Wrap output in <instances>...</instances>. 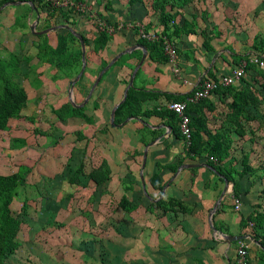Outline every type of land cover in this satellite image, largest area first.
I'll list each match as a JSON object with an SVG mask.
<instances>
[{"label":"crops","instance_id":"crops-1","mask_svg":"<svg viewBox=\"0 0 264 264\" xmlns=\"http://www.w3.org/2000/svg\"><path fill=\"white\" fill-rule=\"evenodd\" d=\"M70 1L87 5L91 16L110 25H123V30L109 34V39L101 45L93 20L71 9L55 8L43 0H33L32 5L13 0L0 10V48L22 59L21 87L26 100L39 95L62 96L67 88L69 91V81L79 73L81 60L80 66L73 57L70 68H57L37 58L43 42L53 49L56 36H65L67 32L77 33L86 40L84 70L71 90L75 106L86 98L102 62L107 64L120 52L141 45L137 35L140 28L174 44L179 69L176 76L172 63L156 61L157 57H150L145 49V58L132 81L134 96L140 99V111L167 109L172 100L162 94L183 96L186 101L203 79L229 74L240 63L238 56L249 61L264 55V42H254V34L233 30V0ZM160 11L171 16L166 29L159 21ZM183 23L194 33L178 31ZM24 28L30 32L27 36ZM203 42L209 49L203 47ZM78 49L79 42L75 46L73 42L67 43L68 52ZM135 50L141 56V50L132 51ZM138 61L134 56L111 65L85 104L73 107L80 109L77 117L57 118L44 124L67 126L70 147L60 160L56 173L60 177L50 179V183L38 180L32 183L33 188L59 190L65 184L85 192V210L76 213L90 227L96 224L98 230L80 233L85 237H80L76 244L72 242L79 250L77 264H236L237 241H228L233 236H245L240 241L250 245L245 264H264V249L253 242L250 223L257 215L264 214V152L255 150L253 140L256 134L264 137V102L261 106L262 101L254 93V87L260 86L264 77L251 69L244 72L246 78L231 86L244 87L253 97L251 102H243V116L236 124L229 119L231 95L226 92H214L198 105L186 104L187 114L196 125L220 135L224 157L219 165L232 170V177L233 172L242 170V162L250 168L237 179L240 208L234 211L232 183L224 185V179L204 164V158L189 159L185 155V142L175 137L170 127L177 128L176 123L137 114L110 125L111 112L122 99L125 82ZM152 92L161 95L142 98ZM64 103L52 105L51 111L62 109ZM187 164L196 167L181 169L175 175L168 168L176 167V171ZM78 167L76 182L70 183ZM65 168L68 173H64ZM32 172L35 174L30 168L27 175ZM154 175L160 189L151 184ZM122 197L128 210L119 207ZM23 201L27 209L22 217L25 221L20 222L16 234L19 245L4 264H75L44 253L34 241L37 232L48 222L47 209L52 207L54 212L59 200L38 198L30 213L28 201ZM256 230L264 236V226Z\"/></svg>","mask_w":264,"mask_h":264},{"label":"rangeland","instance_id":"rangeland-1","mask_svg":"<svg viewBox=\"0 0 264 264\" xmlns=\"http://www.w3.org/2000/svg\"><path fill=\"white\" fill-rule=\"evenodd\" d=\"M85 6L87 7V5ZM56 13L60 14V12ZM49 14L51 16L54 15L52 12ZM85 14L86 16L90 15L89 13ZM70 22L74 23L73 21ZM52 24L54 25L56 23L53 22ZM233 30L238 33L248 32L249 34H254V42L263 43L264 0H233ZM24 31L25 36L30 33L27 28H24ZM66 37L68 42L74 43V46L75 42H78L72 34L71 36L66 34ZM10 56L12 54H8L2 47L0 48V61L9 62ZM13 57L15 59L12 61L14 62L16 60L19 70L18 74L14 75V80L19 86H22L24 80L22 78L21 68L24 64L21 62L22 59L16 55L13 54ZM257 71H263V69H257ZM243 77L246 78L245 74ZM259 85L254 87V93L256 94L257 100L262 101L260 103L262 106L264 102V81L260 80ZM1 90L2 87L0 86ZM67 92L68 88L62 96L52 94L43 98L39 95L38 97H33L32 100H24L19 103L18 113L9 118L6 129L0 131V175L16 172L19 165L26 166L29 169L33 168L35 174L32 172L30 175H27L25 183L17 189V196L9 206L10 213L23 222L25 218H21L19 213V208L23 200L28 201L29 213L33 210L34 202L38 198L59 200L56 205L57 213L56 210L53 212L52 207L47 209L48 222L44 223L42 230L37 232L34 241L39 244V247L44 249V253L51 254L55 259H64L77 264L79 262V250L74 245L72 246V242L76 244V241L81 239L80 237H85L84 235H80V233L98 231L96 224L90 227L83 217L76 213L77 211L85 210V192H78L73 187L61 183L58 185L60 186L61 184L59 190H43V188L38 190L33 188L34 185L32 184L38 180L41 183H46L47 181L50 183V179L54 180L60 177L56 173L60 169V160H63L69 152L70 144L67 136L70 133L66 132L68 127L65 125L47 126L44 124H48L54 119H57L51 111V108H53L52 105L56 107L63 101L65 102L64 105L71 106V102L75 104V100L73 98L69 99ZM36 132H43L45 135L39 136ZM262 134H264L263 131ZM14 139L24 140L23 145L19 141H13ZM63 139L64 141H62ZM253 140L255 141V150L264 152V137L261 134H256ZM65 171L67 173L69 172L68 169L64 170V173ZM66 200H68V207H64ZM53 216H55V220L52 219ZM61 225L62 227L60 228ZM75 237L77 238L75 239Z\"/></svg>","mask_w":264,"mask_h":264},{"label":"trees","instance_id":"trees-1","mask_svg":"<svg viewBox=\"0 0 264 264\" xmlns=\"http://www.w3.org/2000/svg\"><path fill=\"white\" fill-rule=\"evenodd\" d=\"M13 0H0V5L4 3L12 2ZM17 1H28L31 5L33 0H17ZM138 1V0H130V3ZM158 1V0H155ZM70 12V11H69ZM171 16L166 14L165 12L160 11L159 21L163 26V29H166V24L171 21ZM187 24L183 23L178 31L182 33H194L193 30L186 28ZM99 35V43L101 45L105 44V42L109 39V34L104 31H98ZM68 36H71L70 32L66 33ZM201 35L203 33L201 32ZM84 45L86 44V40L82 38ZM67 43L68 39L65 36H56V46L55 48H50L47 46L46 42H43L41 47L39 48V52L37 53V58L41 63L53 64L57 68L68 67L72 65L71 59L76 57L78 59V66H80V50H75L68 52L67 51ZM146 51L149 53L150 57H157L156 61L164 62L167 58L162 54L160 43L155 42H147L141 39L139 42ZM203 47L209 49L207 43L203 42ZM136 56L139 60L140 52L135 50L128 54L122 55L119 59L114 62L112 65L118 63L120 60L129 59ZM9 62L0 61V86L2 90L0 91V131H3L7 127V121L9 118L15 116L19 111V103L26 100L25 93L21 86H19L14 80V75L18 74L19 70L17 68L16 60L13 62L15 58L10 56ZM237 59L239 62L244 61L246 63L245 71L248 70H256L259 69L251 64L245 56H238ZM106 65V63L102 62L101 69ZM260 70V69H259ZM262 70V69H261ZM262 77H264V69L263 71H257ZM77 72H75V75ZM70 77V76H69ZM209 78V77H207ZM242 78L240 79V81ZM127 82H125V85ZM247 86V84H245ZM193 92V91H192ZM191 92V94H192ZM214 92H226L231 95V102L229 104V109L231 110V114L229 119L233 120V124H236L237 120L243 116V102L249 101L251 102L253 97L249 93V90L244 89V87L233 88L229 87H221L218 86ZM213 92V93H214ZM134 88L131 87L128 89L126 97L124 101L118 105L114 111L113 124L121 123L127 117H134L137 114H140L144 117L148 116H156L160 119H164L167 122H174L177 124V128H173L170 125L171 130L173 131L175 137L183 138L180 136L178 130V118L177 116L167 109H153L149 111H140V99L134 96ZM190 94V95H191ZM161 94L159 93H148L142 95V98H156ZM166 99L172 100L171 102H184L185 97L183 96H173L162 94ZM199 101L196 104L198 105ZM52 113L58 119H64L68 117H77L80 114V109L73 108L70 105H66L62 109L53 110ZM185 113L187 114V109H185ZM188 115V114H187ZM190 119V118H189ZM196 122L190 119L189 128L190 135L188 142L186 144L185 155L192 159V157L196 158H204V164H206L213 172L219 176H221L226 183H232V195L238 196V187H237V179L240 178L245 172L249 171V166H247L244 162H242V170L240 172H233V177L231 176L230 169H225L219 165V162L223 159L224 153L221 152L220 147V135L217 133H211L203 128V126L196 125ZM169 125V123H168ZM39 136H44L43 132H36ZM205 139L202 138V135ZM184 141V140H183ZM21 144L23 145L22 141ZM209 158L214 159L215 161H210ZM157 167H160L157 165ZM168 168L174 173L175 168L173 166H168ZM29 168L26 166H19L17 171L13 174L9 175H0V264H4L6 259L11 256L14 251L17 249L19 242L16 239V234L19 230L20 220L16 217L12 216L10 213V204L13 199L17 196V189L21 187L25 183L26 175L29 173ZM80 173V167L76 168L70 178V183H75V178ZM92 177V176H90ZM151 184L155 189H160L161 186L158 183V178L154 175L151 179ZM119 207L122 209H127L128 206L125 205L124 197L121 198L119 202ZM26 203L23 201L19 208L20 217H24L26 215ZM250 223H252L253 235L252 240L255 242L260 249H264V236L262 233L256 232V228H261L264 226V214H259L255 218L251 219ZM242 225V222H240ZM262 232V231H261Z\"/></svg>","mask_w":264,"mask_h":264},{"label":"built area","instance_id":"built-area-1","mask_svg":"<svg viewBox=\"0 0 264 264\" xmlns=\"http://www.w3.org/2000/svg\"><path fill=\"white\" fill-rule=\"evenodd\" d=\"M55 8H66L73 10L74 13L83 14L86 16L85 13H89L88 7L84 4L78 2L73 3L70 0H43ZM90 14V13H89ZM90 19L93 20L95 24L96 30L104 31L107 34H113L117 31H120L124 28L123 25H110L106 23L103 19L97 16L88 15ZM137 35L140 39L160 43L162 54L167 58V60L172 63V72L176 76H179V69L176 65L175 59L177 55V49L174 44L166 39L157 36L154 33L143 32L140 28L137 30ZM249 62L253 64L255 67L259 69H264V55L254 56L252 57ZM246 67V63L241 61L237 67H235L229 74L217 76L215 78H205L203 79L199 85L193 90L192 94L187 98L184 102H170L167 105V109L173 112L178 118V130L180 136L183 138L184 142L187 143L190 135V128H189V116L185 113L186 104H196L201 100H205L209 97L210 94L214 92V90L218 87H229L234 85L238 82L244 74V70ZM210 161H215L212 158H209ZM232 207L234 211H238L240 208V200L238 197L232 196ZM250 249V245L248 242L244 241H237V246L235 248V257H236V264H245V259L247 257L248 251Z\"/></svg>","mask_w":264,"mask_h":264},{"label":"water","instance_id":"water-1","mask_svg":"<svg viewBox=\"0 0 264 264\" xmlns=\"http://www.w3.org/2000/svg\"><path fill=\"white\" fill-rule=\"evenodd\" d=\"M7 4H11V3H4L2 5H0V10L2 8H4ZM63 28H65L64 26H61ZM30 32L33 33V27L30 26L29 28ZM77 39V41L79 42V45H80V60H81V67H80V70H79V73L77 74V76L75 78H73L71 81H69V91H68V96H69V99L72 98V94H71V90H72V87L74 85V83L78 80V78L81 76L83 70H84V66H85V62H84V44H83V41H82V37L81 35L77 34V33H73L71 32ZM139 49L141 50V56L139 58V61L137 62L136 66L134 67V69L132 70L131 74H130V77L128 79V82H127V85L125 86L124 90H123V95H122V99L114 106L112 112H111V119H110V125L111 126H114V124L112 123V119H113V115H114V111L116 109V107L118 105H120L125 97H126V94H127V91L129 88L132 87V81H133V77L135 75V72L136 70L138 69V67L142 64L144 58H145V48L141 45H137L135 47H131L127 50H124L122 52H120L119 54H117L109 63H107L97 74L96 78L94 79V82L92 84V86L90 87L88 93H87V96L86 98L84 99V101L82 102L81 105L79 106H75L72 102V107H80L82 106L83 104H85V102L87 101V99L89 98V96L91 95V92L93 91L96 83L99 81L100 77L102 76V74L121 56V55H124V54H127L129 52H131L133 49ZM196 167V165H192V164H187V165H182L180 166L179 168L176 169L174 175L181 169H189V168H194ZM224 182V185H226V181L223 180ZM242 239H245V236H233V237H230L228 238V241H240Z\"/></svg>","mask_w":264,"mask_h":264}]
</instances>
